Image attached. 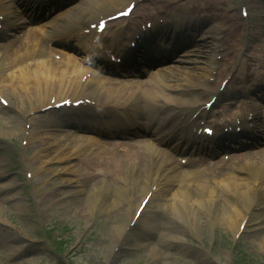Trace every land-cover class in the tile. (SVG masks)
<instances>
[{"label": "rangeland", "instance_id": "obj_1", "mask_svg": "<svg viewBox=\"0 0 264 264\" xmlns=\"http://www.w3.org/2000/svg\"><path fill=\"white\" fill-rule=\"evenodd\" d=\"M188 1L195 5L201 3L202 6L200 0H180L179 3L183 6L179 9L187 8L185 2ZM165 4L167 0H146L142 3L146 9L163 8ZM116 5L121 6L119 3ZM209 6L197 8L195 14H192L197 18L201 12L206 15L210 13L212 16H201V19L206 18L208 23L201 25L203 28L197 33V40H200L203 31L206 33L211 28L218 29L216 35L212 36L228 34L230 24L235 23L242 32L240 38L237 36L239 44L235 62L231 55L224 52L225 44H218L216 39V45H220L219 51L222 55L220 61L215 59L211 65L216 73H209L207 77L211 67L207 61L215 58V53H212L210 48L203 49L198 63L185 61L187 57H192L190 51L193 49V38L189 36L185 48H181L178 55L173 54L174 61L158 70V75L168 73L172 66L184 68V72L164 75L170 77V84L176 85L177 89L182 88L177 84L184 83L187 76L200 82L213 76V83L207 84L210 87H216L219 83L222 87V83H226L230 78L225 88L227 96L215 104V113L211 112L206 117L213 119L220 117L221 110L234 112L235 105L229 101L240 99H232V95L245 92L251 85L254 86L255 80L251 76L254 70L249 72L251 65L248 63L261 60L263 67L258 65L257 69L264 71V18L258 22L260 17L264 16V0H210ZM241 9L247 11L248 18L241 15ZM259 24L261 32L257 28ZM242 38L250 41L243 42ZM221 40L222 36L218 38V41ZM223 55H226L225 60L222 59ZM205 56L208 57L206 61ZM242 61L246 63L243 64ZM192 70L193 73L188 75L187 72ZM226 75L228 76L221 81ZM186 83L187 87L192 89L184 95L188 102L198 99L204 103L209 99L210 94L200 95V91L193 90V83ZM263 113L264 107L260 110L261 117ZM7 114L13 117L21 116L0 106V116L6 117ZM19 121L22 122L21 117ZM11 123L12 125L5 121L8 131L2 132L6 141L0 144L1 154L6 162L5 170L9 175L13 174L14 182L16 176L15 183L18 184L20 192L18 201L23 209L18 211L12 202L0 203V227L4 229L0 228V264H105L113 245V235L118 227L126 229H123L122 235L114 244L113 254L116 256L111 264H264V210L249 215L248 222L240 232L239 228L233 230L219 223L217 218L221 212L218 211L210 213L203 210L180 219L177 206L170 200L174 193L184 191L179 189L176 180L158 187L150 197L138 223L129 225L146 184L131 180L124 181L122 186L117 182L102 185L104 180L111 181V178L97 176L92 172L93 169H84L85 164L90 167L96 164L95 160L85 161L84 164L73 156L63 158L54 153H44L42 158H36L33 144L23 147V131L16 130L14 118ZM11 129L14 131H10ZM45 129L48 128L41 129L40 136ZM65 129L73 133L70 128ZM61 139L64 140V136H61ZM51 142L52 140L48 141L49 146ZM43 146L44 149L47 147L46 141ZM70 148H73V145ZM238 159L232 157L221 169L208 167L202 168V172L192 168L184 169L188 174L194 173L193 178L197 183L201 181V186H220V180L228 171L237 173L233 167L238 168L241 164ZM247 159L258 162L264 172V157L261 154ZM2 200L3 197L0 196V201ZM116 202L118 204L114 205ZM196 204L194 201L191 207ZM237 207L241 212L246 211L241 204H237ZM184 213L189 214L190 211L184 209ZM13 234L22 238L26 244L17 254L12 253L16 249Z\"/></svg>", "mask_w": 264, "mask_h": 264}, {"label": "bare ground", "instance_id": "obj_2", "mask_svg": "<svg viewBox=\"0 0 264 264\" xmlns=\"http://www.w3.org/2000/svg\"><path fill=\"white\" fill-rule=\"evenodd\" d=\"M3 0H0V3ZM87 1H92V5L95 3L98 8H106V3L110 2L113 4L116 3H122L124 0H86L82 1L79 5L75 6L77 7L76 10L72 11L74 8L68 10L66 14L68 17L64 16L62 18L61 23L58 21L56 23H52V30L48 32L49 34H57L55 36H62L65 35L69 36L66 31H72L78 27L85 26L90 20L95 19L96 15L94 14V8L95 5L91 8L89 4H87ZM180 0H170L167 2V6L170 10H174L176 8H180L183 5L179 3ZM202 1L199 5H195L192 1L185 2V6L188 9H185L184 13H186L188 10L193 11V14H195V11L199 9L205 8L206 6H209L210 0H200ZM223 1V0H222ZM141 4L136 6V11L132 13L131 20H129L130 23L136 24V22L139 21V19L147 18L149 15H139L137 18L134 19L135 15L139 14L137 11L139 10V7ZM210 7V6H209ZM215 9V8H214ZM72 11V14L70 15V12ZM177 11V10H174ZM113 12V11H112ZM112 12H107L108 14H111ZM201 12V10H200ZM241 12V11H240ZM95 16H94V15ZM97 14V13H96ZM173 14V15H172ZM168 13V15H164V19H175L178 21L181 17L175 15V13ZM55 16V15H54ZM209 16L211 14L209 13ZM140 17V18H139ZM264 16H261L258 22H260ZM206 19V18H205ZM203 20H197L198 22H194L190 17H187V20L189 22H185L186 24H181L176 27V29H182L183 27H187L184 31V34H188L193 38L192 45L193 49H191L192 57L186 58L185 61L188 60L190 63H198L199 62V55L203 52V49L206 50L207 48H210V51L212 53H215V58H219L222 53L220 45H216V39L218 44L222 42L225 44V47L223 48L224 52L226 54L231 55V59H235L237 57L236 53L238 51V40L237 36L242 34L241 29L235 24H230L229 32L228 34H220L219 36H212V34L216 35L218 32V29L211 28L206 31V33L203 31L202 36L200 40H197V33L200 31L201 28H203L204 23H208V21ZM149 20V19H148ZM183 20H186V17H183ZM183 21V22H184ZM170 24V23H169ZM49 25V24H48ZM192 25V26H190ZM197 25L196 27H193ZM190 26V27H189ZM253 27V26H252ZM257 28L262 31V28L257 26ZM264 31V29H263ZM222 36V40L218 41V38ZM177 38V37H176ZM208 38L210 40H208ZM171 42L174 46L178 47L180 46V43H177L173 36L171 35L169 37ZM243 42L250 41V39H244L242 38ZM170 42V41H169ZM36 46V45H35ZM155 46V45H154ZM223 46V45H221ZM157 46L156 50L158 49ZM154 47H151L153 49ZM163 49V48H162ZM220 49V51H219ZM164 52L167 51V49H163ZM218 50V51H217ZM259 50V49H258ZM261 51V50H259ZM47 53V52H46ZM49 53V52H48ZM68 58H63L64 61V67L58 66L57 61L50 58L46 59L43 56L42 58L38 57V54L29 53V57L31 58V61H25L26 59V53L17 52L16 58L9 59L10 64H15L16 62L23 63L21 69H19L16 72H13V76L11 77V82H13V78L16 79V82L18 85H20L24 89V92L36 97L37 96V104L34 107V109L41 110L46 104L50 103L53 99L51 96L59 97L63 94H72L75 96H78L79 98L77 100H81V103L76 111H80L81 114H83L84 111H92L95 112V110H109V109H115L120 107L122 110L127 107H133V109L137 112L138 115H141V112L143 111L146 115L148 112H158L161 111V115L164 116V125L167 127V130L169 134L167 136H171L169 139L176 136L177 132H185L186 127L191 125V128L193 127V114L198 111H205L204 108H199L198 106L195 108L190 107L191 105L189 102H187V98H184V95L187 94L190 90H192L188 86V83L191 82L195 86L192 88H195L193 90H196L197 92L200 91V95L207 94L206 91L209 90V88L213 87H207V84L210 83L208 81V76L210 72V68L208 73L206 74V78H204V81L200 82L196 79H193L189 76L185 78V82L181 84H177L182 86V88L177 89L176 85H171L170 77L169 76H151L149 80L147 81H138V82H124L119 81L116 79H108L102 77V75H98L96 73L90 74L89 78L85 83L82 85V75L84 73H87L90 70L89 67L85 69H79L77 66V63L75 60H72L70 58V55L66 52H64ZM167 53V52H166ZM264 53V50L262 51ZM177 54V51H176ZM86 55V54H85ZM37 57V59L33 58ZM87 56H84V58ZM206 58V59H205ZM204 60H208V57L205 56ZM214 57L207 61L210 66L213 63ZM226 55L222 56V59L225 60ZM198 61V62H197ZM5 60L0 61V65H3ZM235 62V60L233 61ZM58 63H61V60L58 61ZM241 63H246V61H242ZM196 65V64H194ZM254 72L259 74L256 70L257 64H254ZM193 66V65H190ZM13 67V66H12ZM184 69V68H183ZM182 67L180 66H172L170 69V72L172 73H179L184 72ZM30 70V71H29ZM24 71H27V74H24ZM15 73V74H14ZM193 73L192 71H188L187 74L191 75ZM255 74V75H257ZM31 79V80H30ZM190 80V81H189ZM264 81L262 79L258 80ZM7 82V81H6ZM141 90L139 97H134V94L137 90ZM166 91H173L172 94L166 93ZM222 90L219 88H216L215 90H209L212 95H215L216 97H220L222 95ZM224 92V91H223ZM178 94V95H176ZM103 95V98H100V96ZM86 99L90 100V103H86ZM201 101V100H200ZM93 103V105H91ZM259 105L257 104H247L242 103L240 106L241 112L244 111L245 113H242V115H237L236 122H230L229 127H232L234 130L236 128H242V129H248V125L250 123H253L254 117L258 114L259 111ZM20 109V108H19ZM18 109V110H19ZM14 111V110H13ZM47 111H44V115H46ZM54 114V116L51 119H45L43 122L46 126L58 129V127L61 124H69V120L62 116V113L66 114L68 112H62L59 113L57 111L51 112L49 115ZM205 113V112H204ZM6 117H1L0 121L4 122L7 121L10 125H12V120L14 118L15 120V127L17 131H20L22 127H25V123H21L19 121L18 117H13L9 114ZM41 114L37 117L38 120H40ZM35 117H30L29 119H26L27 122L30 123V126L32 127L33 131L36 130V128H33V125L35 124L36 119ZM90 118H94V116H89ZM231 117H229L230 120ZM232 119V118H231ZM249 119H252V121H249ZM69 123H68V122ZM78 122H85L87 119L82 120L81 115L78 114L77 116ZM222 128L218 124H216L215 129ZM12 130V129H11ZM32 130H30V133ZM187 132V131H186ZM197 137H194L193 139L201 141L205 135H199L197 131L195 132ZM219 134H223L222 132ZM231 135V133L229 134ZM184 136H187V133H185ZM182 136L183 138H185ZM37 135L32 134V136L29 137V142L34 143ZM51 137H54V144L57 145L56 149L52 152H56V154L61 155H67L71 153L72 155H76L77 153L80 154L79 149H75L74 151H70L67 144L65 143H57L58 138L54 136L53 134L48 137L50 139ZM73 138H70L73 140L75 146L85 144V147L81 150L80 154V160L87 161L89 158H100L98 155L99 153H103L106 156V162L103 161H96V170H98L97 167L101 165H105V168H103L102 171H99L101 175L110 177L111 180L116 183L118 181H124L126 177V167L128 166L129 162H135L136 163H144L142 166L145 167L143 173L144 179H142V184H146V186L143 189L142 197L141 199H144V196L148 193L152 187L156 186L157 188L161 185H167V182H173L177 180V185L179 189L183 192H179L178 194H173L170 198L171 201H173V204H175L178 208V214L180 219H185L189 217L192 213L194 215L196 212H203L205 210L206 212H221L219 214L217 220L222 225L229 227L230 229H238L240 223L245 222L247 216L250 214L252 215L253 210L259 209V206L264 208V186H263V177L264 173L262 170V167L259 165L258 162H253L251 160H246L242 162L239 167L237 168V173H233L228 171L224 176L223 179L220 180L217 184L220 186H214L210 185L208 186H201L199 183L195 181L193 176L194 173L188 174V172L183 168V165H179L175 162V165L178 167L180 171H177L176 168L173 169L171 167V163L174 162L171 154H169V151L174 152L175 154L181 153L183 150L178 146L174 144V141L172 142V139L167 142V148L169 149L168 152H162L161 150H158L157 147H155V144L153 142H143V144L139 145L138 147L135 145H131L127 151L126 154H120L116 151V149L112 147H106L101 143L100 141H94L92 139H87L85 136L81 135H73ZM166 136H164L165 138ZM180 137L177 140H182L183 138ZM188 137V136H187ZM190 137V136H189ZM2 133L0 130V139H2ZM42 141H45L44 138H39ZM87 139V140H86ZM153 140L161 144V142H165V139L161 138L159 135L155 134ZM176 141V140H175ZM38 143V141H37ZM116 147V146H115ZM37 155L40 156L41 153H45L48 150H40L36 149ZM100 152H99V151ZM51 154V151L50 153ZM77 156V155H76ZM264 157V153L262 154ZM174 157V155H173ZM135 163V164H136ZM1 160H0V192H2V197L4 198L3 201H11L14 205V207L19 211L22 210L21 208L22 204L18 199H16V196L20 193L18 188H14V181L13 179L6 178L1 173ZM182 167V168H181ZM195 170V169H193ZM193 170H188L193 171ZM236 171L235 169H233ZM239 170V171H238ZM195 172V171H194ZM242 172V173H241ZM199 174V172H198ZM239 174H245L246 177H243ZM250 175V176H249ZM200 176V175H199ZM254 177V180H259L260 184L256 181H253V184H251V178ZM181 177V178H180ZM185 177H188L186 179ZM191 177V178H189ZM194 181L196 183H194ZM262 181V182H261ZM141 182V180H140ZM254 184H257L256 187ZM201 186V189L199 188ZM120 187V186H119ZM204 188V189H202ZM18 190V191H17ZM260 192L261 196H256V192ZM155 192V191H154ZM184 192H187L184 194ZM201 194H200V193ZM199 196V197H196ZM193 197V199H191ZM261 199V200H260ZM196 201L197 204L195 206L191 207V203ZM141 202V200H140ZM118 204L117 202L114 203V205ZM237 204H241L245 207V212H241ZM139 207V206H138ZM191 207V208H190ZM193 208V211H192ZM184 209L189 214L184 213ZM215 209V210H214ZM254 214V213H253ZM179 219V220H180ZM248 222V221H247ZM124 227V226H123ZM124 228H119L116 230V232L113 235L112 242L113 245H111V251L109 252V256L107 257V262L105 264H109L111 261L115 259V254L112 255V249H114V244L116 241H118L119 237L122 235ZM179 229V228H178ZM180 232V229L178 230ZM13 239L16 241V249L14 252H18L22 250L26 244L25 241L22 238H19L18 235H13ZM110 260V261H109Z\"/></svg>", "mask_w": 264, "mask_h": 264}]
</instances>
